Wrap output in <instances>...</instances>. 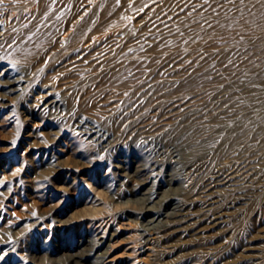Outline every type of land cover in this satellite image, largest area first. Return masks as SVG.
<instances>
[{
    "label": "rangeland",
    "instance_id": "1",
    "mask_svg": "<svg viewBox=\"0 0 264 264\" xmlns=\"http://www.w3.org/2000/svg\"><path fill=\"white\" fill-rule=\"evenodd\" d=\"M58 1L63 2V6L60 14L53 18L48 14L28 15L19 9L12 12L10 18L16 21L8 23L10 36L0 43V56L4 60L0 63V79L4 69L14 66L22 75L25 73L23 76L28 80L26 88L11 94L10 99L4 98L0 113V256H3L0 264H73L71 260L75 254L85 255L86 264H264V16L261 15L257 23L245 15L246 10L262 6L264 0H198L202 22L208 14L220 8L212 21L228 17L237 20L235 25L241 29L229 30L224 36L219 33L217 36L215 33L201 36L200 46L195 50L166 51L169 58L177 60L173 64V60L157 63L158 67H164V74L169 73V67L175 63L184 67L210 63V69L203 74V82L196 87V93L194 90H187L189 94L175 90L165 92L163 97L166 95L164 99L168 101L181 95L173 100L179 98L180 102L186 97L178 105L187 100L190 104L181 108L177 105V114H167V118L160 116L172 104L161 107L154 136V130L143 131L140 122L136 123L140 113L145 118L144 109L139 105L141 93L134 92L132 99L128 98L130 104L127 100L122 105V116L113 114L108 107L113 92L106 91L105 98L100 100L95 84L87 77V70L78 69L82 68L81 65L69 67L72 65L70 56L81 51L84 37L76 36L79 40L74 37L71 41L61 36L65 27L75 20L71 19V14L82 11L80 8L76 10L75 3H92L94 6L89 13L104 18L109 0ZM95 51L94 57L100 53L94 54ZM90 57L88 60H92ZM90 62L86 60L85 63ZM55 78L57 88L50 87ZM42 92L48 93L46 101L49 99L50 102L47 104L56 105L52 110L42 103L36 105ZM199 93L207 94L204 97ZM193 96L204 98L196 99V102ZM91 105L98 107L99 112H90L88 106ZM130 106L140 113L136 112L134 117V114L126 115L130 114ZM39 107L46 108L50 115L47 111L36 112ZM180 109L183 112H179ZM221 114L227 119L226 123L219 120ZM169 119L173 120L168 122ZM238 119L245 120L248 125L232 133L230 124ZM80 123H85L92 132H86L78 125ZM33 127L44 133L39 139L42 136L46 140L45 135L47 140L52 138L51 146L66 153L69 157L66 159L67 168H50L48 163L40 162L39 150L27 133ZM56 133L60 135L53 139ZM152 137L156 139L152 140ZM153 156L158 157L154 159ZM144 165L153 171L152 174L148 172L151 175L138 173V168ZM217 170L224 175L227 172L229 176L232 174L233 183L232 186L217 184V195L207 206L214 215L209 216L201 200L194 198L199 197L204 182L215 176ZM143 178H147V182H143ZM235 186L241 188L229 190ZM148 194H153L154 200L150 201ZM177 201L186 204L185 215L177 221L164 216L167 222L161 227L162 223L158 222L162 216L159 219L157 216L161 212L173 211ZM55 205L58 211L53 209ZM151 217L155 218L149 221ZM94 238L103 243L93 252Z\"/></svg>",
    "mask_w": 264,
    "mask_h": 264
},
{
    "label": "bare ground",
    "instance_id": "2",
    "mask_svg": "<svg viewBox=\"0 0 264 264\" xmlns=\"http://www.w3.org/2000/svg\"><path fill=\"white\" fill-rule=\"evenodd\" d=\"M70 1V0H69ZM73 0H71L70 2H72ZM87 1V0H86ZM89 1V0H88ZM97 2V0H95ZM94 1V2H95ZM90 2V1H89ZM101 2V1H100ZM102 3V2H101ZM69 4V3H68ZM67 4V5H68ZM73 4V3H72ZM97 4V3H96ZM99 4V3H98ZM61 6H63V2L58 1V0H2V2H0V43H2L3 41L5 42L6 39H8V37L10 36V30L9 29V25L8 23L10 22H14V20L16 21L15 18H10L11 17V13L12 12H16L17 9H19V11L21 10V13H25L24 11L28 12L27 14L30 15L32 14V16L34 14H36L37 16L41 15V14H48L50 17H56L60 14V8ZM72 6V5H71ZM75 6H77L76 10H78V8L82 9V11L79 12H74L71 15V19L74 20V22H72V24L68 25L65 27L64 30V37H67L69 39L72 40V38L75 37L76 40V36L81 37L82 35H84L83 40H82V46L81 45L79 47H81V51L78 52L76 49V51L78 52L77 54L73 55L72 57L70 56L69 60L70 64H72V66H77L81 65L82 68H78L81 71H85V69L87 70V77L89 78V80H91L90 82L95 84V88H97L96 90L98 91V95L99 99L102 100L103 98H105V93L106 91L111 90L113 93V95H110L109 97L112 98V100L109 102L110 105H108L110 111L113 114L120 113L122 105H124V103L128 100L129 104H130V100L128 98L134 96L133 93L136 92L141 93V101H140V106L142 109H144V113L145 114V118H142V113H140V110L134 111V109L132 108L130 112V114L126 113V115L130 116L131 114H134L133 117L135 116L136 112H139L138 114L141 116H138L136 119V123L138 124V122H140V127L144 128L143 131H148V130H154L155 128V123L156 118H158L159 113H160V108H164L165 106H169L168 110L165 111L164 113H162V115L160 117L162 118H167V114L168 115H172L175 112V109H177V107L179 106L178 103L182 102V100L186 97H183V99L179 102V98L176 100L175 97H181L180 96H175L173 93H171L170 95H174L175 97L173 98L171 96L172 101H169L164 99L166 97H163L165 92L171 91V90H175V91H186L190 90L193 91L194 93L196 90V87L200 86L203 82V74L208 73V70L210 69V63H206L204 66L202 65V63H196L193 64L189 67H184L181 66L179 64H176L169 67V73L164 74L161 67H158L159 64L157 63H165L168 62L173 59L169 58V55L166 53V51H181V50H195L196 47L200 46V38L201 36L206 35V37L208 35H212L213 33H219L223 34V36L227 33H229V30H233V31H239L241 29V27L237 26L236 27V21H234L233 19H229L224 18L222 20L219 21H215L213 22L212 19L215 16V13H218L220 11V8H217L214 13H210L207 15L206 20L202 22L201 19V15H200V5L198 0H109L105 10H104V14L106 16H104V18H100L99 15L96 17L95 13H89L92 12V6H94L92 3H87L85 1L83 2H78L75 3ZM74 6V7H75ZM73 7V8H74ZM64 8V7H62ZM69 8V6H68ZM72 8V7H71ZM103 8V7H102ZM23 9V10H22ZM69 10V9H68ZM84 10H87L86 13H83ZM94 10V9H93ZM96 10V9H95ZM98 10V9H97ZM71 11V10H69ZM74 11V10H73ZM101 12V11H100ZM20 13V12H19ZM68 13V12H67ZM71 13V12H70ZM97 13V12H96ZM14 14V13H13ZM66 14V13H65ZM80 14V15H79ZM264 14V4H262V6H257L256 8L252 9V10H246L245 11V15L247 16L248 19L251 20H256V22L258 23V18L262 16ZM19 15V14H18ZM20 16V15H19ZM22 16V15H21ZM68 16V15H67ZM15 17V16H14ZM25 17V16H24ZM35 17V16H34ZM211 17V19H210ZM18 18V17H17ZM43 18V17H42ZM45 18V17H44ZM43 18V19H44ZM51 18V19H52ZM9 19H11V21H9ZM100 19V20H99ZM24 20V19H23ZM59 20V19H58ZM67 21V20H66ZM36 22V20H35ZM48 22V21H47ZM37 23V22H36ZM35 23V24H36ZM63 23V22H62ZM43 24V23H40ZM65 24V23H64ZM68 24V23H67ZM233 24V26H231ZM45 25V24H43ZM34 26V25H33ZM37 26V24H36ZM60 26V25H59ZM55 27V26H54ZM39 28V27H38ZM43 28V27H42ZM48 28V27H47ZM263 27H260V29H262ZM62 29V28H61ZM36 30V29H35ZM37 31V30H36ZM41 31V30H40ZM60 31V29H59ZM262 31V30H261ZM35 32V31H34ZM62 32V31H61ZM59 33V32H58ZM30 34V33H29ZM218 35V34H217ZM216 35V36H217ZM60 36V34H59ZM43 37V36H42ZM12 39V38H11ZM44 39V38H43ZM65 39V38H64ZM79 40V39H78ZM76 40V41H78ZM47 41V40H46ZM7 42V41H6ZM9 42V40H8ZM49 42V41H48ZM81 43V42H80ZM6 43H4L5 45ZM75 44V42H74ZM59 45V44H56ZM73 45V44H71ZM202 45V44H201ZM65 46V45H64ZM69 46V45H68ZM76 46V45H75ZM78 46V45H77ZM1 47V46H0ZM12 47V46H11ZM55 47V46H54ZM63 47V46H62ZM74 48V47H72ZM201 48V47H200ZM96 51H95V50ZM102 49V50H101ZM8 50V49H7ZM51 50V49H50ZM73 50V49H72ZM197 50V49H196ZM95 51L94 54H96L97 52H100L99 54H96V57L93 56V52ZM70 52V51H68ZM91 52V53H89ZM9 53V52H8ZM51 53V52H50ZM58 53V52H57ZM62 53V52H61ZM75 53V52H74ZM3 54V53H2ZM5 54V53H4ZM15 54V53H13ZM1 55V52H0ZM9 55V54H8ZM47 55V54H46ZM60 55V54H59ZM67 55V54H66ZM71 55V54H70ZM52 56V55H51ZM54 56V55H53ZM61 56V55H60ZM63 56V53H62ZM77 56V57H76ZM92 56V58L90 57ZM59 57V56H58ZM64 57V56H63ZM68 57V56H67ZM76 57V58H75ZM90 57V59L92 60H88ZM42 60V59H41ZM67 60V59H65ZM87 61H92L90 63H85ZM177 60V59H176ZM176 60L174 59L173 62H171L172 64L174 62H176ZM4 60L1 58L0 56V63H2ZM56 61V60H55ZM76 62V63H75ZM11 63V62H10ZM57 63V62H56ZM66 63V61H65ZM64 63V64H65ZM74 63V64H73ZM69 64V65H70ZM165 65V64H164ZM168 65V64H167ZM66 66V65H65ZM64 66V68H65ZM75 66V67H76ZM170 66V65H168ZM167 67V66H166ZM67 68V66H66ZM70 68V69H71ZM18 69V68H17ZM69 69V70H70ZM77 69V68H75ZM74 69V70H75ZM168 69V68H167ZM166 69V70H167ZM20 70V69H19ZM68 70V71H69ZM41 71V70H40ZM79 72V71H78ZM4 74L1 73V79H0V87H2V92L0 93L1 95V100H0V113H1V108L4 106V98L6 99L7 97H9L11 94H15L16 92H18L20 89H22L23 87H25V82L28 81L25 79V77L21 74L20 71L15 70L14 66H9L6 69H4ZM73 73V72H72ZM76 73V72H75ZM85 73V72H84ZM62 74V73H61ZM68 74V73H67ZM66 74V75H67ZM71 74V73H70ZM4 75V76H3ZM16 75V76H15ZM28 75V74H27ZM25 75V76H27ZM59 76V75H58ZM62 78L64 76L60 75ZM73 77V75H72ZM77 77V76H76ZM81 77V76H80ZM85 77V75H84ZM86 77V80H87ZM79 78V77H78ZM83 78V76H82ZM59 79V78H58ZM71 78H69L70 80ZM72 80V79H71ZM84 80V79H83ZM85 80V81H86ZM49 81V80H48ZM88 81V80H87ZM56 82V78L55 81L50 84V87H54L57 88V85L55 84ZM90 82H88L90 84ZM51 83V82H50ZM84 83V82H83ZM32 84V83H31ZM63 84V83H62ZM71 84V83H70ZM74 85V84H73ZM88 84H86L87 86ZM93 85V84H92ZM91 85V86H92ZM136 85L137 86V91H136ZM26 88V87H25ZM30 88V87H28ZM91 90V88H90ZM31 91V89H30ZM96 91V92H97ZM208 91V90H207ZM85 92V91H84ZM172 92V91H171ZM125 93H127V95H125ZM189 94V92H187ZM192 92H190L191 94ZM204 93V92H202ZM202 93H199L201 95H203ZM18 94V93H17ZM40 96L37 97V101H36V105H40V103H42L41 105L43 106V104L45 105V107L50 108V110H52L51 108L53 106H56L54 103V105H52V103H48L49 101L47 100L48 97V93L42 92L39 93ZM93 94V93H92ZM97 94V93H96ZM198 94V95H199ZM207 94V93H206ZM203 95L204 97L206 96ZM19 95V94H18ZM23 95V94H22ZM95 95V94H94ZM136 95V94H135ZM168 95V94H167ZM192 95V94H191ZM16 96V95H15ZM90 96V95H88ZM169 96V95H168ZM108 97V96H107ZM194 97V96H193ZM192 97V98H193ZM203 97V98H204ZM11 97H9L10 99ZM13 98V97H12ZM88 98V97H86ZM167 98V97H166ZM170 98V96H169ZM195 98V97H194ZM202 96L198 97L196 96V99H203ZM34 99V98H33ZM65 99V98H64ZM96 100V98H94ZM92 99V100H94ZM132 99V98H130ZM36 100V99H35ZM91 100V99H90ZM94 100V101H95ZM194 100V99H193ZM57 101V100H56ZM127 101V102H128ZM135 101V100H134ZM138 100H136L137 102ZM188 101V100H187ZM184 102V104L187 103L190 104V102ZM191 101V100H190ZM194 101V102H195ZM7 102V101H5ZM50 102V101H49ZM88 102V101H87ZM91 102V101H89ZM104 102V101H103ZM197 102V101H196ZM81 103V102H80ZM84 103V102H82ZM102 103V102H101ZM193 103V102H192ZM29 104V102H28ZM34 104V103H31ZM58 104V103H57ZM86 104V102H85ZM108 104V102L106 103ZM164 104H168V105H164ZM71 105V104H70ZM84 105V104H83ZM82 105V106H83ZM94 105V104H93ZM126 105V104H125ZM132 105V103H131ZM137 105V104H136ZM138 105V106H139ZM178 105V106H177ZM181 105V106H183ZM32 106V105H31ZM77 106V103L76 105ZM101 106V105H100ZM181 106H179L181 108ZM35 107V105H34ZM59 107V105H58ZM63 107V106H62ZM71 107V106H70ZM69 107V108H70ZM74 107V106H73ZM103 107V105H102ZM29 108V107H28ZM61 108V107H60ZM77 108V107H76ZM75 108V109H76ZM98 107H94V106H88V109L90 110V112H94L97 111L99 112V110L97 109ZM127 108L126 106L124 107V109ZM139 108V107H138ZM161 108V109H162ZM46 108H41L39 107V109L36 112H42L45 111ZM54 109V108H53ZM74 109V110H75ZM100 109H103L100 107ZM146 109V110H145ZM185 109V108H184ZM63 110V109H62ZM77 110V109H76ZM104 110V109H103ZM107 109H105L106 111ZM174 110V112H173ZM181 110V109H180ZM47 111V110H46ZM45 111V112H46ZM70 111V110H69ZM86 111V110H85ZM88 111V110H87ZM104 111V112H105ZM134 111V112H133ZM25 112V111H24ZM35 112V111H33ZM55 112V111H53ZM57 112V111H56ZM74 112V111H73ZM79 112V110L77 111ZM101 112V111H100ZM143 112V111H141ZM179 112H183V110L179 111ZM178 112V113H179ZM47 113L50 115V113L47 111ZM67 113V112H65ZM107 113V111H106ZM166 113V114H165ZM30 114V113H29ZM42 114V113H40ZM56 115V113H54ZM58 114V113H57ZM88 114V112H87ZM97 115V113H95ZM99 114V113H98ZM101 115L103 113H100ZM123 113H120V115L122 116ZM147 114V115H146ZM177 114V113H176ZM207 114V113H206ZM211 114V113H210ZM25 115V114H24ZM47 115V114H46ZM68 115V113H67ZM91 115V114H90ZM94 115V114H93ZM125 115V114H124ZM166 115V116H165ZM54 116V115H53ZM88 116V115H87ZM113 116V115H112ZM137 116V115H136ZM26 117H28V115L26 114ZM56 117V116H55ZM71 117V115H70ZM77 117V116H76ZM83 117V116H82ZM115 117V116H113ZM126 117V116H125ZM171 117V116H170ZM57 118V117H56ZM62 118V117H61ZM68 118V116H67ZM73 118V117H72ZM80 118V117H79ZM78 118V119H79ZM119 118V116H118ZM117 118V119H118ZM132 118V117H130ZM172 118V117H171ZM69 119V118H68ZM67 119V120H68ZM77 119V120H78ZM84 119V118H83ZM116 119V120H117ZM174 119V118H173ZM173 119H169L168 122H171V120ZM2 120V119H0ZM45 120V119H44ZM76 120V119H75ZM119 120V119H118ZM117 120V121H118ZM128 120V118H127ZM135 120V119H134ZM160 120V119H159ZM158 120V123H160ZM219 120L221 122L226 123V118L224 117V115L221 114V116L219 117ZM60 121V120H59ZM81 121V120H80ZM116 121V122H117ZM133 121V120H132ZM163 121V120H162ZM161 121V122H162ZM166 121V120H165ZM219 121V122H220ZM2 122V121H1ZM63 122H64V118H63ZM95 122V121H94ZM98 122V121H96ZM123 122V121H122ZM125 122V123H124ZM123 123L126 125V119ZM133 121V123H135ZM164 122V121H163ZM220 122V123H221ZM75 123V122H74ZM89 123V122H88ZM157 123V124H158ZM59 124V123H58ZM98 124V123H97ZM129 124H132L131 122ZM167 124V123H166ZM246 121L243 119H238L236 121H234L233 123H231V128H232V133L235 131H239L243 126H245ZM45 125V124H44ZM78 125H81V127L83 129H85L86 132L91 133L92 131H90V129L87 127V125L85 123H80ZM77 125V126H78ZM119 125V124H118ZM134 125V124H133ZM161 125V124H160ZM248 125V124H246ZM61 126V124H60ZM89 126V125H88ZM128 126V124H127ZM132 126V125H130ZM136 126V125H134ZM96 127V125H95ZM157 127V126H156ZM246 127V126H245ZM61 128V127H60ZM91 128V127H90ZM127 128V127H125ZM244 128V127H243ZM75 129V128H74ZM77 129V128H76ZM124 129V128H123ZM42 130V129H41ZM142 130V129H141ZM158 130V129H157ZM231 130V129H230ZM242 130V129H241ZM244 130V129H243ZM246 130V129H245ZM45 131V130H44ZM76 131V130H75ZM79 131V130H77ZM76 131V132H77ZM156 129L154 130V132L152 133V135L155 133L156 134ZM55 132V131H54ZM140 132V131H139ZM149 132V131H148ZM152 132V131H151ZM229 132V131H228ZM229 132V133H231ZM28 136L32 138L31 141L34 140V144L37 146V150H39L38 155L41 156L40 158V162L42 161L43 163H48V166L51 168L53 166H60V168H67V157H66V153L63 150H56L54 147L51 146V139L47 140V136L45 135L44 138H46V140L39 139L41 134H44L42 131H40L39 128H32L30 129V132H27ZM81 134V133H80ZM86 134V133H85ZM95 134V133H94ZM118 134V133H117ZM127 134V133H126ZM129 134V133H128ZM136 134V133H135ZM144 134V133H143ZM146 134V132H145ZM149 134V133H147ZM146 134V135H147ZM243 134V133H242ZM48 135V134H47ZM56 135V137H54L53 139H57L59 137L60 134ZM84 135V134H83ZM103 135V134H102ZM131 135V134H130ZM151 135V134H150ZM158 135V134H157ZM160 135V134H159ZM132 136V135H131ZM154 136V135H153ZM84 137V136H83ZM97 137V136H96ZM102 137V136H101ZM129 137V135H128ZM149 137V136H148ZM147 137V138H148ZM116 138V137H115ZM141 138V137H140ZM145 138V137H144ZM159 138V136H158ZM166 138V137H164ZM39 139V140H38ZM87 139V138H86ZM85 139V140H86ZM139 139V138H138ZM146 139V138H145ZM154 138L152 137V140ZM156 139V138H155ZM154 139V140H155ZM160 139V138H159ZM88 140V139H87ZM100 140V139H98ZM28 141V142H31ZM116 141V140H114ZM148 141V140H147ZM151 141V138L150 140ZM164 141V140H163ZM168 141V140H167ZM58 142V140H57ZM91 142V141H89ZM88 142V143H89ZM104 142V141H103ZM92 143V142H91ZM157 143H159L157 141ZM85 144V142H84ZM87 144V143H86ZM153 143L149 144L150 146ZM159 145V144H157ZM80 146V145H79ZM88 146V145H87ZM166 146V145H164ZM65 147V146H64ZM93 147V146H92ZM103 147V146H102ZM152 147V146H151ZM157 147V146H156ZM26 148V147H25ZM28 148V147H27ZM26 148V149H27ZM62 148V147H61ZM76 148H78V145L76 146ZM85 148V147H83ZM97 148V147H95ZM88 149V148H87ZM86 149V150H87ZM150 149V148H149ZM72 150V149H71ZM70 150V151H71ZM83 150V149H82ZM90 150V149H89ZM95 150V149H94ZM97 150V149H96ZM153 150V149H152ZM160 150V149H159ZM246 150V149H244ZM76 151V150H75ZM88 151V150H87ZM162 151V150H161ZM69 152V151H68ZM83 152V151H82ZM158 152V151H157ZM160 152V151H159ZM31 153V152H30ZM153 153V151H152ZM174 153V152H173ZM237 153V152H236ZM33 154V153H32ZM69 154V153H68ZM67 154V155H68ZM84 154V152H83ZM92 154V152H91ZM239 154V153H238ZM242 154V153H241ZM154 155V154H152ZM240 155V154H239ZM247 155L248 152H247ZM151 156V155H150ZM149 156V157H150ZM159 156V155H158ZM157 156V157H158ZM241 156V155H240ZM244 154L241 156L243 157ZM246 156V155H245ZM250 156V155H249ZM262 156V155H261ZM35 157V156H34ZM154 159H157V157L155 158V156H153ZM69 158V157H68ZM152 159V157H150ZM263 158V157H262ZM261 158V159H262ZM34 159V158H32ZM67 159V160H66ZM153 159V160H154ZM159 159V158H158ZM253 159V158H252ZM251 159V161H252ZM260 159V158H259ZM34 161V160H33ZM147 161V160H146ZM150 161V160H149ZM158 161V160H157ZM156 161V162H157ZM160 161V160H159ZM32 162V160H31ZM243 163V161H241ZM147 163V162H146ZM149 163V162H148ZM241 163V165H242ZM244 163H247L246 160L244 161ZM253 163V161L251 162ZM255 163V162H254ZM263 163V161H262ZM154 164H149L152 165V168L154 167ZM250 164V162L248 163ZM35 165V164H34ZM240 165V164H239ZM238 165V166H239ZM254 165V164H251ZM259 165V164H258ZM261 165V164H260ZM36 166V165H35ZM47 166V167H48ZM198 166V165H197ZM248 166V165H247ZM254 166H257L256 164ZM191 167V166H190ZM219 167V166H218ZM224 167V166H223ZM245 167V166H244ZM243 167V169H244ZM249 167V166H248ZM260 167V166H259ZM257 167V168H259ZM37 168V167H36ZM195 167L193 166V169ZM198 167H196L197 169ZM225 168V167H224ZM252 168H254L252 166ZM39 169V168H38ZM154 169V168H153ZM156 169V168H155ZM185 169V168H184ZM183 169V170H184ZM189 169V168H188ZM237 169V168H236ZM37 170V169H36ZM50 170V169H48ZM58 170V169H55ZM192 170V169H191ZM201 170V169H199ZM215 170V169H213ZM241 170V167L239 169V171ZM245 170V169H244ZM41 171V170H40ZM150 167L147 166H143L138 168V173L140 175L145 176L146 174H149L148 172H150ZM211 171V170H210ZM247 171V170H245ZM153 172V171H152ZM152 172H150L152 174ZM185 172V170H184ZM212 172V171H211ZM214 172V171H213ZM217 174L212 178H209L208 181L204 182L203 187H201L202 182L200 184L201 188H204L201 192V195L199 193V197L194 198V200H201V203L203 204V208H205V212L207 215L210 214L211 212V208L207 207L211 202V199L214 198V196H216V191L217 190V184H225L228 183V185L232 186L233 183V179L231 176H233L231 174V176H229V174L224 175V172H219L217 170ZM238 172V171H237ZM248 172H250L248 170ZM207 174V172H205ZM149 174V175H151ZM249 174V173H247ZM163 175V174H162ZM211 175V174H210ZM241 175H244V173H242ZM42 176V175H41ZM40 176V177H41ZM47 176V175H46ZM177 176V175H176ZM238 176V175H237ZM39 177V176H38ZM149 177V176H148ZM202 177V176H201ZM205 178V176H203ZM210 177V176H209ZM249 177V175H248ZM49 178V177H48ZM149 179V178H148ZM180 179V178H179ZM28 180V179H27ZM30 180V179H29ZM26 181V180H24ZM238 181V180H237ZM236 181V182H237ZM30 182V181H29ZM42 182V181H41ZM52 182V181H51ZM143 182H147V178H143ZM142 182V183H143ZM235 182V185H236ZM13 183V182H12ZM27 183V182H26ZM33 183V182H32ZM11 184V183H10ZM8 184V185H10ZM41 184V183H39ZM7 185V186H8ZM13 185V184H12ZM11 185V186H12ZM36 185V184H35ZM38 185V184H37ZM42 185V184H41ZM45 185V184H44ZM71 185V183H70ZM158 185V184H157ZM170 185V184H169ZM172 185V184H171ZM224 185V186H225ZM75 186V185H74ZM154 186V185H152ZM223 186V187H224ZM33 187V186H32ZM35 187V186H34ZM33 187V188H34ZM39 187V186H38ZM45 187V186H44ZM198 187V186H197ZM216 187V188H215ZM226 187V186H225ZM224 187V188H225ZM241 188V186H239ZM3 188V187H2ZM13 188V187H12ZM153 188V187H152ZM238 188V186L235 188L232 187L229 190H234V189H240ZM36 189V188H35ZM76 189V188H75ZM78 189V188H77ZM150 189V188H149ZM154 189V188H153ZM152 189V191L154 192V190ZM197 189V188H196ZM223 189V188H222ZM74 190V189H73ZM135 189H132V191ZM195 190V189H193ZM200 190V188H199ZM198 190V191H199ZM227 190V189H226ZM20 191V190H19ZM18 191V192H19ZM151 192V190H149ZM14 192V191H13ZM17 192V193H18ZM27 192V191H26ZM222 192V190H221ZM220 192V193H221ZM228 192V191H227ZM9 193V192H8ZM32 193V192H31ZM42 193V192H41ZM156 193V192H155ZM154 193V194H155ZM230 193V192H229ZM10 194V193H9ZM16 194V193H15ZM35 194V193H34ZM197 194V193H196ZM4 195V194H3ZM6 195V194H5ZM18 195V194H17ZM26 195V194H25ZM40 195V194H39ZM7 196V195H6ZM198 196V194H197ZM21 197V196H20ZM41 197V196H40ZM147 197L150 199V201L154 200L153 198V194H148ZM19 198V195H18ZM145 198V197H144ZM20 199V198H19ZM34 199V198H33ZM40 199V198H39ZM43 199V198H42ZM4 200V199H1ZM145 200V199H144ZM148 200V199H146ZM13 201V200H12ZM26 201V200H25ZM182 201V200H181ZM3 202V201H2ZM32 202V201H31ZM146 202V201H145ZM177 201V204H175V209L173 211H170L168 213H164L161 212L159 213V215L157 216V219H159L162 216V219H159L158 223H162L161 227L163 226V224H165L167 222L164 221V216H170V221H177L180 220L184 215L185 212L187 210V206L184 202H179ZM207 202V203H206ZM5 203V202H4ZM29 203V202H28ZM35 203V201H34ZM33 203V204H34ZM50 203V202H49ZM53 203V202H52ZM10 204V203H9ZM26 204V203H25ZM32 204V205H33ZM47 204V203H46ZM174 204V203H173ZM5 205V204H4ZM52 205V204H51ZM13 206V205H12ZM24 206V205H23ZM46 206V205H45ZM48 206V204H47ZM50 206V205H49ZM152 206V205H151ZM17 206H15L16 208ZM57 205L53 206V209L55 211H58ZM211 207V206H210ZM2 208V207H1ZM19 208V206H18ZM22 208V207H21ZM31 208V207H30ZM43 208V207H41ZM11 209V208H10ZM20 209V208H19ZM18 209V210H19ZM45 209V208H44ZM149 209H152L149 207ZM9 210V208H8ZM12 210V209H11ZM10 210V211H11ZM17 210V211H18ZM24 210V208L22 209ZM47 210V209H46ZM49 210V209H48ZM3 211V210H2ZM26 211V210H24ZM30 211V210H27ZM54 211V212H55ZM158 211V210H157ZM161 211V209H160ZM209 213H208V212ZM51 212V211H50ZM21 213V212H20ZM23 213V212H22ZM1 214V213H0ZM8 214V213H7ZM19 214V212H18ZM155 214V213H154ZM157 214V213H156ZM155 214V215H156ZM13 215H16L13 213ZM23 215V214H22ZM25 215V214H24ZM214 214H210L209 216H212ZM2 216V215H1ZM10 216V215H9ZM46 216V215H45ZM6 217V216H5ZM38 217V216H37ZM36 217V218H37ZM150 217V216H149ZM8 218V217H7ZM28 218V216H27ZM155 217H151V220H154ZM6 219V218H5ZM33 219V218H32ZM10 220V219H9ZM31 220V219H30ZM36 220V219H35ZM34 220V221H35ZM47 221V220H46ZM53 221V220H52ZM37 222V221H36ZM3 223V222H2ZM44 223V222H43ZM47 224V223H46ZM156 224V223H155ZM159 224V225H160ZM152 225V223H151ZM158 224H156L157 226ZM1 226V225H0ZM39 226V225H38ZM146 226V225H145ZM153 226V225H152ZM151 226V227H152ZM156 226H154L153 228H156ZM9 227V226H8ZM7 227V229H8ZM12 227V226H11ZM148 227V226H147ZM3 228V226H2ZM145 228V227H144ZM150 228V227H149ZM149 228H145V229H149ZM6 229V230H7ZM151 229V228H150ZM12 230V229H11ZM5 231V230H4ZM2 231V232H4ZM14 231V230H13ZM147 231V230H146ZM8 232V231H7ZM12 232V231H11ZM1 234V232H0ZM10 234V233H9ZM6 235V234H5ZM17 236V235H16ZM90 240V239H89ZM105 240V238H104ZM93 243V242H92ZM103 241L102 240H97L96 238H94V243L92 244V250L94 252V250H99L102 246ZM9 247V246H8ZM7 249V248H6ZM10 249V248H8ZM5 252V251H4ZM4 254V253H3ZM72 263L73 264H86V256L85 255H79V254H75L74 257H72Z\"/></svg>",
    "mask_w": 264,
    "mask_h": 264
},
{
    "label": "snow or ice",
    "instance_id": "3",
    "mask_svg": "<svg viewBox=\"0 0 264 264\" xmlns=\"http://www.w3.org/2000/svg\"><path fill=\"white\" fill-rule=\"evenodd\" d=\"M0 2H2V0H0ZM125 95H127V93H125ZM12 143L14 144L15 141H13ZM0 259H3V256H0Z\"/></svg>",
    "mask_w": 264,
    "mask_h": 264
}]
</instances>
